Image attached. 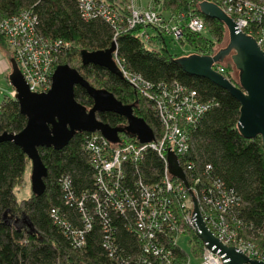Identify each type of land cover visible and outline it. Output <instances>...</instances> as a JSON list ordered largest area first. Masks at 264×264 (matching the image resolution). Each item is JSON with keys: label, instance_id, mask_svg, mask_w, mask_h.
<instances>
[{"label": "trees", "instance_id": "obj_1", "mask_svg": "<svg viewBox=\"0 0 264 264\" xmlns=\"http://www.w3.org/2000/svg\"><path fill=\"white\" fill-rule=\"evenodd\" d=\"M202 1L205 0H156L155 5L172 16L204 18L208 33L187 31L186 40L200 53V47L210 50L205 53L208 54L217 41L229 43V32L224 22L201 12ZM22 9L38 15V30L45 38L69 43L59 57L67 60L61 63L77 60L79 66L74 68L92 86L106 88L124 104H132L135 115L143 117L157 135L163 125L154 102L140 96L121 73L85 63L83 51L106 50L116 42L118 56L129 72L140 74L155 86L182 84L195 90L203 102H210L206 113L189 129L193 139L192 172L195 179L201 178L197 186L223 183L240 198L235 214L241 227L243 224L250 235L264 236L262 138L242 135L238 128L241 104L229 91L205 77L184 71L170 52L163 31L157 27L150 29L152 41H157V45L149 47V42L140 36L145 26L116 35V27L106 19L85 18L76 0H0V20ZM5 40L0 32V42ZM225 74L240 86L239 77L235 78L229 69ZM95 81L101 86H96ZM75 96L88 109L93 106L92 97L83 87H75ZM98 117L113 127L127 125L124 116L112 111L101 112ZM26 123L18 100L11 93L5 95L0 104V134L19 132ZM120 135L131 139L124 132ZM90 136L91 132H77L61 148L39 147L48 168L46 189L22 200H18L15 187L30 159L13 141L0 142V264H165L162 253L156 255L154 248L170 249L175 264H184L188 253L174 244L175 234L169 223L159 220L161 231L151 241L140 236L138 226L143 186L162 182L164 157L149 148L140 160L124 162V178L120 180L119 194L114 196L99 189L97 170L87 149ZM125 198L123 212L116 203ZM132 202H137V206H132ZM191 232L192 241L199 244L204 254V242L195 231Z\"/></svg>", "mask_w": 264, "mask_h": 264}, {"label": "built area", "instance_id": "obj_2", "mask_svg": "<svg viewBox=\"0 0 264 264\" xmlns=\"http://www.w3.org/2000/svg\"><path fill=\"white\" fill-rule=\"evenodd\" d=\"M76 1L85 18L102 17L106 19L116 27V35L132 30L139 25L145 26L140 36L149 43L152 41L153 33L150 29L153 27H157L161 31L167 28L166 30L176 36L181 35L182 26H188L193 32L200 33H204L207 29L205 20L196 16L187 23L181 21L175 25L173 19L166 18L164 13L156 8V0H149L148 6H144L142 2L137 3V0ZM215 3L234 19L240 30L252 36L264 50V0L262 2L217 0ZM38 21L39 18L35 12L22 9L18 13L0 20V32L11 47L13 58L31 91L46 92L52 86L53 74L60 63V55L64 53L63 48H68L69 43L45 38L38 30ZM114 55L113 59L123 77L143 98H149L154 102L163 127L158 135L155 134V140L147 143H142L137 137L127 139L122 138L121 135L120 141L113 143L100 132H91L87 141V149L92 155L91 161L97 170L95 176L99 189L103 192L109 191V194L114 193L113 195L116 196L120 180L124 178V162L140 160L149 148L156 150L164 157L166 169L161 183L143 186V183L140 182L144 187L138 212L140 236L150 241L155 239L157 233L161 231L158 222L162 220L164 223H169V228L175 234L174 244L179 245L176 236L187 231L188 227L195 229L196 226L192 222L194 208L188 204L190 190L182 179L173 176L169 171L168 153L171 147L170 150L174 151L178 157L189 186L196 192L200 204L202 203L201 206L204 210L202 212H205L208 222L213 221V215L217 213L216 221L219 222L210 226L207 224L208 228L225 245L232 246L230 244L233 239L235 242L238 237L237 228L241 227L238 215L235 214L240 198L218 181L213 182L210 186L202 187L201 185L199 188L197 185L201 178L195 179L192 172L190 152L193 139L189 129L199 122L211 103L203 102L195 90L179 83L170 85L161 83L155 86L140 74L126 70L118 56L117 49ZM217 71L223 73L225 69L220 67ZM15 93L14 90L11 95L15 97ZM108 184H112L111 188L108 187ZM127 198L131 200L129 197ZM127 198L116 203L118 210L125 211L124 201ZM136 203L132 202L131 205L134 206ZM238 248L253 259L257 257L249 247L246 249L239 245ZM152 250L156 255L162 253V257H160L163 258L165 264H175L170 257L172 254L170 249L154 248ZM202 264H223V260L221 256L205 246Z\"/></svg>", "mask_w": 264, "mask_h": 264}, {"label": "water", "instance_id": "obj_3", "mask_svg": "<svg viewBox=\"0 0 264 264\" xmlns=\"http://www.w3.org/2000/svg\"><path fill=\"white\" fill-rule=\"evenodd\" d=\"M200 10L205 16L225 23L229 32V43L215 55L193 53L177 58V61L187 73L205 77L229 91L241 104L238 122L240 132L249 139L260 136L264 147V50L252 36L240 30L234 19L217 3L202 1ZM116 49L117 44L114 42L109 49L83 51L82 56L85 63H95L121 73L113 59ZM227 56H231L240 72V86L214 69V65L224 61ZM11 62L9 81L16 92L14 96L19 102L21 113L27 117V123L19 132L5 131L0 134V142L13 141L32 161L31 182L35 195L45 191V179L48 175V168L41 157L39 147L61 148L67 145L77 132H100L113 143L120 141L122 132L130 137H137L142 143L155 140L153 128L143 117L135 115L132 104H124L106 88L92 86L80 71L70 64H59L56 67L52 86L48 91L33 92L15 59L12 58ZM77 85L86 89L92 97L94 103L90 109L76 99ZM105 111L124 116L127 125L123 128L113 127L102 121L98 114ZM170 148L169 171L187 184L193 196L195 208L192 222L205 246L221 256L223 264H264V261L249 257L236 246L225 245L208 228L178 157Z\"/></svg>", "mask_w": 264, "mask_h": 264}, {"label": "rangeland", "instance_id": "obj_4", "mask_svg": "<svg viewBox=\"0 0 264 264\" xmlns=\"http://www.w3.org/2000/svg\"><path fill=\"white\" fill-rule=\"evenodd\" d=\"M139 2H142L144 4V6H148V4H149V0H140V1L137 0V3H139ZM257 2H262V0H257ZM163 13H164V16L166 18L173 19L172 21L174 22L175 25L179 24L181 21L183 23L184 22L187 23L192 17H194V16H191V17L187 18V17H184L183 15H180V16H172L171 15L170 16L171 13L170 14H168V12H163ZM196 17H199V16H196ZM167 25H168V22H167ZM179 27L181 29V24L179 25ZM166 29L167 28H165V30L163 31L166 43L168 45L170 52L173 55H175L177 58L188 56L189 54H193V53H197V54H201V55H215L216 53H218L220 51L221 48L227 47V43H228L227 41L221 42V43L217 41V43L215 44L214 50L211 51L212 53L210 52L208 54H205L206 52H209L210 50L206 51L203 47H200L202 50V52L200 53L198 50H196V47L192 43H190L189 41L186 40V36L188 33L187 31H192L188 26H182V33H181V35H178V36L173 35L174 33H170ZM204 33H208V27ZM155 45H157V41H155V42L151 41L150 43H147V46H149V47L155 46ZM13 56L14 55H13L12 49L7 44V42L6 41L0 42V104L3 101L5 95L10 94L12 90L14 91L13 86L11 85V83L8 79L9 75L11 74V71H12L11 60H12ZM114 56L117 57L116 55H114ZM61 60L64 61L67 59L63 58V59H60V61ZM222 62H218L216 64V66L214 67V69L216 71L220 67H222L223 69H225V67H227V69L230 70V72L232 73V75L235 78H238L240 76V72H239V70L236 69V67H235V65L231 59V56H227L224 59V61H222ZM66 63H68V62H66ZM59 64H65V62L64 63L60 62ZM68 64H70L72 67L79 66V63L77 62V60L73 61V62L71 61ZM227 69H225V72ZM225 72H223V74L226 77H228L225 74ZM95 83H96V86H98V87L101 86L100 83H98L96 81H95ZM139 95L141 96L140 93H139ZM174 154H175V152H174ZM31 175H32V161L29 160L28 165L26 167V171L24 173V176L22 177L20 183L15 187V191H16V195H17L18 200H22L24 198H28V197L32 196L33 192H32ZM175 184L177 185L178 183H175ZM186 187H187V184H186ZM191 190L195 194V197L197 199L201 214L204 217L206 224H208V226H210L211 224L214 225L216 222H219V221H216V218L218 217L217 213H215L216 215H213V218L215 221L213 220L211 222H208V219L205 218V214H204L205 212H202V210H203L202 206H201L202 203L200 204L198 196H197L196 192L194 191V189L191 188ZM188 194L190 195V197H188L190 199V200L188 199V204L192 205V207L195 208L193 196H192L191 192H188ZM193 212H194V209H193ZM244 227L245 226L242 224V227L239 226L237 228L238 237L236 238L235 242H234L235 239H233L232 244H230V245L236 246V247H238L239 245H242L246 249H248V247H249L251 252H253L257 256L254 259H259L261 261H264V259H262V257H264V236L262 237V236L250 235L249 230L247 228H244ZM188 228H191V227H188ZM192 230H193V232L195 231L194 228L187 229V231H183L184 233H180L179 235H177L176 238L178 239L179 245L188 253V258L184 264H202L204 254H202V250L199 249V244H197L195 241H192V232H191ZM239 232L240 233L242 232V235H240ZM235 243H237V244H235ZM248 243H250V244L246 245ZM204 248H205V246H204ZM204 253H205V249H204Z\"/></svg>", "mask_w": 264, "mask_h": 264}, {"label": "bare ground", "instance_id": "obj_5", "mask_svg": "<svg viewBox=\"0 0 264 264\" xmlns=\"http://www.w3.org/2000/svg\"><path fill=\"white\" fill-rule=\"evenodd\" d=\"M223 63V62H222ZM219 65V64H218Z\"/></svg>", "mask_w": 264, "mask_h": 264}, {"label": "crops", "instance_id": "obj_6", "mask_svg": "<svg viewBox=\"0 0 264 264\" xmlns=\"http://www.w3.org/2000/svg\"><path fill=\"white\" fill-rule=\"evenodd\" d=\"M12 91H13V90H12ZM12 91H11V92H12Z\"/></svg>", "mask_w": 264, "mask_h": 264}]
</instances>
